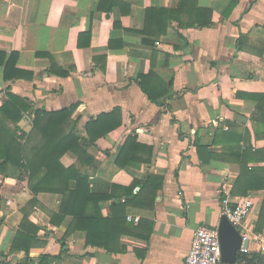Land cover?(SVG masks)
<instances>
[{
    "label": "crops",
    "instance_id": "1",
    "mask_svg": "<svg viewBox=\"0 0 264 264\" xmlns=\"http://www.w3.org/2000/svg\"><path fill=\"white\" fill-rule=\"evenodd\" d=\"M181 4L182 0H0V53L5 54L0 56V107L9 92L24 98L30 112L77 105L72 120L82 138L91 119L121 108L122 125L87 146L88 163H80L72 152L61 162L87 172L93 192L115 189L122 203L127 202L119 213L126 232L119 237L124 226L114 228L109 245L115 251L110 252L88 245L84 228L69 232L72 216L55 217L61 195H34L28 177L9 166L0 171V264H39L43 256L50 257L48 264H183L195 230L218 225L224 192L232 202L244 196L232 193L241 172L236 152L242 146L252 147V152L264 150V137L256 133L261 128L257 102L250 96L264 94V0H196L186 10ZM148 9L180 12L162 20L166 33L157 39L143 34ZM200 10L211 11L210 26L191 24L202 18ZM161 19L153 16L151 31ZM13 54L16 58L6 67ZM61 69L70 74H59ZM5 70L14 77L5 80ZM21 72L23 76L16 78ZM141 77L160 94L159 103L140 87ZM32 115L18 123L26 132L32 130ZM224 121L237 124L235 135H216ZM239 134L244 141L238 144L232 136ZM129 135L154 148L153 165L128 160L134 164L117 166L116 155ZM196 141L208 146L203 152L207 163L201 161ZM252 152L249 168L264 167V158ZM151 173L164 178L153 206L143 195L124 194L122 187L146 181ZM249 194L255 209L243 228L251 239L247 253L260 252L255 239L264 237V218L259 223L264 189ZM112 203L100 204L104 217H111ZM25 211L40 227V243L29 255L10 253ZM127 216L140 219L129 222Z\"/></svg>",
    "mask_w": 264,
    "mask_h": 264
},
{
    "label": "trees",
    "instance_id": "2",
    "mask_svg": "<svg viewBox=\"0 0 264 264\" xmlns=\"http://www.w3.org/2000/svg\"><path fill=\"white\" fill-rule=\"evenodd\" d=\"M193 2H196V0H182L180 8L184 10L191 8L189 6L193 7ZM154 12L156 13L154 14ZM179 12L177 10L148 9L143 34L154 35L158 39L161 33H166L162 20L165 22L166 19L176 18ZM153 16L161 17L162 19L159 22L160 26L155 27L151 31V26L154 25L152 24ZM211 16V11H202V18L197 17L196 21L191 24L195 25L197 23L199 27L210 26L212 24ZM0 56H5V54L0 53ZM12 58H16V55L13 54L10 57L6 63V67ZM58 72L64 76L70 74L69 71L64 69ZM21 76H23L22 72L21 74H16L15 77L20 78ZM4 77L5 80H8L14 76H10L8 71L5 70ZM145 79L141 77L139 81L140 87L152 102L159 103L160 94L149 89L146 86ZM239 95L245 96L244 94ZM250 96L257 102L256 115L260 117L258 122L261 128L256 133L258 136L264 137V94ZM76 109L77 105H72L60 111H47L41 108L30 112L31 106L24 98L9 92L8 100L0 107V171H4L9 166L20 169L28 177L29 186L34 195H38L41 192L61 195L60 209L54 215L59 220H64L67 216L73 217L74 222L68 231L84 228L88 233V245L98 246L107 251L114 252L115 250L109 243H111L113 238L112 233L114 232V228L118 225L124 226L123 217L122 215L119 216V213L127 205V202L122 203L121 197L114 193L115 189L111 193L93 192L90 185V175L87 172L81 171L77 166H64L61 159L67 152H72L78 157L80 163H88L87 146L95 143L97 139L122 125V110L121 108H116L111 112L102 113L96 118L91 119L85 126L86 137L82 138L76 128L77 121L72 120ZM32 113L33 127L30 132H26L19 127L18 123L25 116ZM223 123L228 126V129L225 130L221 126L216 130V135L218 136L222 132L229 136L235 135L234 127L237 124L229 121H224ZM36 136L37 138L39 137L38 141L35 140ZM232 138L238 144L244 141L242 134L232 136ZM31 141L35 143L29 147L28 145ZM81 141H85V144L83 145ZM195 143L201 161L207 163L209 157H204L203 152L208 151V146L197 141ZM252 150H254L252 147L242 146L236 152L241 165V172L233 188V195L246 196L251 190L264 189V167L249 168L248 166L249 161L252 160L248 155ZM142 153L146 154L147 157H140ZM252 154L257 156V159L264 158V150H255ZM154 158L153 147L140 143L137 135H129L123 146L119 149L115 162L117 166L126 168L134 164H130L128 160H138L139 165L141 163L153 165ZM163 181V176L151 173L146 181H134L131 186L122 187V189L127 196L130 195L138 198L143 195V198L152 199L153 206L158 191L163 187ZM72 182H75L74 188L71 187ZM108 201L113 202L111 205L113 213L110 218L102 215L100 207L102 202ZM262 218H264V203L260 211L259 223L262 222ZM53 219L54 217L51 220ZM39 229V226L29 220V214L25 211L23 221L14 237L10 253L23 251L26 255H29L30 249L40 243L38 238ZM257 230H259L258 227ZM125 232L124 226L120 229L119 237ZM62 245L64 247V242H62ZM3 255L1 251L0 256ZM49 258V256H43L39 264H48ZM237 263L264 264V255L258 251L251 253L240 252Z\"/></svg>",
    "mask_w": 264,
    "mask_h": 264
},
{
    "label": "built area",
    "instance_id": "3",
    "mask_svg": "<svg viewBox=\"0 0 264 264\" xmlns=\"http://www.w3.org/2000/svg\"><path fill=\"white\" fill-rule=\"evenodd\" d=\"M224 129H228L224 125ZM226 198L223 200V212L228 220L236 227H243L248 216L254 211L255 203L251 194L241 197L238 201L232 202L228 191L224 192ZM140 217L127 216L129 222H138ZM243 241H251L248 233L242 234ZM255 241L258 250L264 254V237H256ZM248 248H241L240 252L247 253ZM221 244L217 226H199L195 232L191 243V248L183 264H220Z\"/></svg>",
    "mask_w": 264,
    "mask_h": 264
},
{
    "label": "water",
    "instance_id": "4",
    "mask_svg": "<svg viewBox=\"0 0 264 264\" xmlns=\"http://www.w3.org/2000/svg\"><path fill=\"white\" fill-rule=\"evenodd\" d=\"M221 244V263L237 264L241 248H248L249 241L242 238L245 233L243 227L236 228L228 218L222 214L217 225Z\"/></svg>",
    "mask_w": 264,
    "mask_h": 264
}]
</instances>
